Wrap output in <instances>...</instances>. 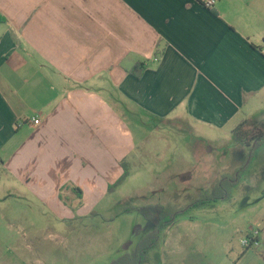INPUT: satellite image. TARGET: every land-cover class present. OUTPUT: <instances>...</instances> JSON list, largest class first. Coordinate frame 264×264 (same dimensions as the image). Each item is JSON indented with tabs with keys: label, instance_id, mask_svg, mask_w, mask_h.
<instances>
[{
	"label": "crops",
	"instance_id": "crops-1",
	"mask_svg": "<svg viewBox=\"0 0 264 264\" xmlns=\"http://www.w3.org/2000/svg\"><path fill=\"white\" fill-rule=\"evenodd\" d=\"M259 103L264 0H0V197L31 195L75 236L163 124L209 141ZM203 224L178 217L144 264H264Z\"/></svg>",
	"mask_w": 264,
	"mask_h": 264
},
{
	"label": "rangeland",
	"instance_id": "rangeland-1",
	"mask_svg": "<svg viewBox=\"0 0 264 264\" xmlns=\"http://www.w3.org/2000/svg\"><path fill=\"white\" fill-rule=\"evenodd\" d=\"M252 112L251 123L247 121L244 127L249 134L257 130L252 125L256 120L261 121L256 127L264 129V103ZM145 128L154 129L151 125ZM161 130V134L151 133L157 137L158 153L150 150L151 145L144 163L135 159L124 184L99 203L97 214L83 217L76 236L73 226L79 220H62L31 195L15 191L13 197H0V264H110L128 244L135 247L138 237L153 226L142 214L121 213L125 205L194 202L208 195V190L212 193L215 182L233 172L249 153L246 141L230 128L210 130L209 141H200L169 124H163ZM251 154L238 182L227 189L230 198L187 211L204 221V229H225L239 247L253 229L264 227V141ZM261 238L255 247L258 250L264 248V235Z\"/></svg>",
	"mask_w": 264,
	"mask_h": 264
},
{
	"label": "trees",
	"instance_id": "trees-1",
	"mask_svg": "<svg viewBox=\"0 0 264 264\" xmlns=\"http://www.w3.org/2000/svg\"><path fill=\"white\" fill-rule=\"evenodd\" d=\"M138 69L139 66L136 68V70H134L137 74H139ZM246 122L247 121L244 120L237 125L235 134L241 138L244 137L249 153L247 154L245 161L236 167L233 172L226 174L222 180L215 182L212 193L211 190H208V195L203 196V198L199 197L194 202L186 205H179L173 201H169L167 203L143 205L129 203L122 208L120 211L121 213L142 214L147 220L153 223V229L146 233L137 242L135 247H133L130 251H125L124 253L120 254L110 264H144L148 262L151 259V252L161 246L164 230L178 217L189 215L187 211L191 207H199L206 205L211 201L230 198L231 195L227 194V189L230 187V185L233 186L238 182L239 172L247 168L252 157L251 153H253V150L264 141V129L260 127H255L257 130L252 131L250 134L244 133V126L246 125ZM121 163L124 167V172L113 184L109 185V192H113L119 186H121L130 174L133 162L125 158L121 160ZM225 183H227L228 186H225ZM222 186L227 188L222 189ZM248 248L252 247H247V249Z\"/></svg>",
	"mask_w": 264,
	"mask_h": 264
},
{
	"label": "built area",
	"instance_id": "built-area-1",
	"mask_svg": "<svg viewBox=\"0 0 264 264\" xmlns=\"http://www.w3.org/2000/svg\"><path fill=\"white\" fill-rule=\"evenodd\" d=\"M203 4L208 7V8H213L217 2V0H202ZM157 59V58H156ZM34 123H40L39 118H34ZM253 233H250L248 237L242 240V246L244 248L247 247H253L259 244V230L255 231L254 229L252 230Z\"/></svg>",
	"mask_w": 264,
	"mask_h": 264
}]
</instances>
